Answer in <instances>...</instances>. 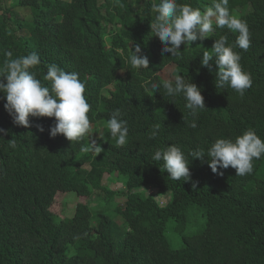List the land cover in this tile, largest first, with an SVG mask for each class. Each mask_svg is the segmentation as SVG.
Masks as SVG:
<instances>
[{
	"label": "trees",
	"instance_id": "trees-1",
	"mask_svg": "<svg viewBox=\"0 0 264 264\" xmlns=\"http://www.w3.org/2000/svg\"><path fill=\"white\" fill-rule=\"evenodd\" d=\"M180 2L203 10L213 0ZM154 3L160 0H0V68L35 52L43 83L50 86L43 77L51 63L77 72L91 105L90 131L70 142L50 137L54 118L30 117L28 128L13 124L0 99V128L7 132L0 134V264H264V157L253 160L252 174L237 176L231 167L214 174L189 155L198 147L207 151L217 139L235 140L249 128L264 140V0H229L231 14L246 21L251 33L248 50L235 48L253 80L243 97L230 87L216 88L217 70L200 63L215 39L226 36L234 45L238 33L217 28L190 48L181 45L179 60L161 55L162 44L150 33ZM131 41L141 44L148 69L131 66ZM169 66L201 89L206 109L196 117L182 96L165 94L161 76ZM153 80L161 93L145 87ZM118 108L129 127L123 146L107 128ZM193 119L195 128L187 123ZM155 124L159 136L149 139ZM89 137L103 148L98 156L81 151ZM171 144L191 161V181L172 180L163 162L152 160L157 148ZM115 182L121 184L122 206L105 185ZM147 187L159 197L170 193L171 201L160 206L141 192ZM97 192L106 197L97 200L117 207L114 214L125 226L119 244L112 239V219L97 213L92 226L87 204L78 203L69 220H55L51 208L58 193L92 202ZM192 213L202 219L200 231L184 234ZM169 227L178 249L167 239Z\"/></svg>",
	"mask_w": 264,
	"mask_h": 264
},
{
	"label": "clouds",
	"instance_id": "clouds-1",
	"mask_svg": "<svg viewBox=\"0 0 264 264\" xmlns=\"http://www.w3.org/2000/svg\"><path fill=\"white\" fill-rule=\"evenodd\" d=\"M152 11L156 16L150 23V33L160 40L161 55L171 53V57L177 60L182 58L181 45L190 48L193 42L205 40L217 28L238 33L234 45L228 43L226 36L215 39L211 51L203 52L200 63L209 72L213 71V65L217 69L216 88L230 87L243 97L252 87L251 73L243 70L241 55L235 51L236 47L245 51L249 49L251 33L246 21L231 14L229 0H213L212 5L203 10L189 3H181L180 0H160V3L152 5ZM129 47L131 66L148 69L149 59L142 51L141 44L131 41ZM11 55V52L7 53V56ZM40 64L41 59L35 52L5 61L3 68H0V93L3 94L0 99L6 100L4 109L12 118L13 124L25 128L31 126L30 117L54 118L53 125L48 129L50 137L63 135L70 142H80L90 131L88 113L91 105L85 96V82L77 72L65 71L51 63L47 65L43 77L44 81L50 82V86H47L35 71ZM145 87H150L153 92H160L161 84L153 80L147 82ZM162 87L170 98L182 96L186 102L185 108L193 117L206 109L201 89L183 75L165 79ZM187 123L192 128L197 126L195 119ZM37 127L40 132L45 131L42 125ZM160 127V124L152 127L149 139L159 136ZM107 128L111 136L117 138L118 145L126 144L129 127L127 121L122 119L119 108L111 114ZM0 134L7 135V132L0 128ZM9 146L16 148V141L10 140ZM81 151H91L98 156L103 148L96 139L89 137L87 146H82ZM189 155L192 159L198 158L206 162L214 174L223 175L218 169L231 167L235 169L237 176H245L252 174L253 160L264 157V140L249 128L235 140L217 139L207 151L198 147ZM152 160L162 161L165 172L172 180L191 181V161L180 146L171 144L159 147ZM193 188H196L195 182Z\"/></svg>",
	"mask_w": 264,
	"mask_h": 264
},
{
	"label": "rangeland",
	"instance_id": "rangeland-1",
	"mask_svg": "<svg viewBox=\"0 0 264 264\" xmlns=\"http://www.w3.org/2000/svg\"><path fill=\"white\" fill-rule=\"evenodd\" d=\"M214 66V65H213ZM215 68V66H214ZM215 70H217L215 68ZM176 69L174 66H169L165 71L164 74H162V81L165 79H170L175 76L174 73H176ZM102 125L97 126V130H101ZM262 173L264 174V165L262 167ZM106 186H109L111 190L115 192V197L113 198V202L118 203V205L122 206L124 203V198L120 196V190H121V184L118 182L113 183L112 185H108L105 183ZM141 192L145 194L146 196H153L154 200L159 203L160 206H164L167 203L171 201V194L167 193L164 196H156V190H154L151 187H147L145 189H142ZM139 193V192H137ZM99 196L96 195V197L91 198L90 202L89 200H83L81 198L78 199V197L75 194H64V193H58L55 197V203L52 206L51 210L55 216V220H69L72 218L74 213V208L78 203H84L87 204L92 215L91 224L94 226L96 224L95 216L97 213H104L108 215L112 221L114 222L113 227V241L117 244L121 243L122 237L124 235L125 226L122 224V221L119 217H117L114 214L115 209L117 208L114 204H105V202L101 200H97V197L106 198L105 195L102 192H97ZM202 222V219L199 215H194L193 213L190 215L189 223L190 225L185 229L186 231L184 234H197L200 229V224ZM175 234L177 236V233L172 228L169 227L166 232L167 239L170 243V246L172 249H178L179 242L176 240ZM174 236V237H172ZM178 239V238H177ZM69 253L71 251V248L68 249Z\"/></svg>",
	"mask_w": 264,
	"mask_h": 264
}]
</instances>
